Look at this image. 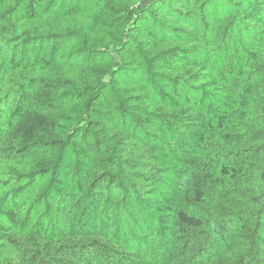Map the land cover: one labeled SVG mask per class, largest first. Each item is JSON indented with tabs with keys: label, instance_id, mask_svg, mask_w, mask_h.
<instances>
[{
	"label": "trees",
	"instance_id": "1",
	"mask_svg": "<svg viewBox=\"0 0 264 264\" xmlns=\"http://www.w3.org/2000/svg\"><path fill=\"white\" fill-rule=\"evenodd\" d=\"M0 264H264V0H0Z\"/></svg>",
	"mask_w": 264,
	"mask_h": 264
}]
</instances>
